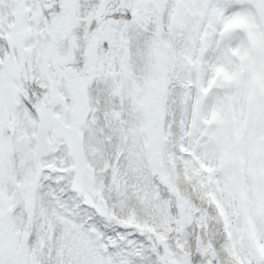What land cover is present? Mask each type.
I'll return each mask as SVG.
<instances>
[{
    "label": "snow or ice",
    "instance_id": "obj_1",
    "mask_svg": "<svg viewBox=\"0 0 264 264\" xmlns=\"http://www.w3.org/2000/svg\"><path fill=\"white\" fill-rule=\"evenodd\" d=\"M0 264H264V0H0Z\"/></svg>",
    "mask_w": 264,
    "mask_h": 264
}]
</instances>
